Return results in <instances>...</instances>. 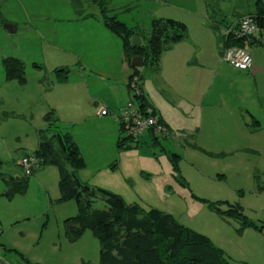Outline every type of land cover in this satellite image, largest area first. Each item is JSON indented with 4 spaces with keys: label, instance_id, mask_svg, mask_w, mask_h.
Masks as SVG:
<instances>
[{
    "label": "rangeland",
    "instance_id": "rangeland-1",
    "mask_svg": "<svg viewBox=\"0 0 264 264\" xmlns=\"http://www.w3.org/2000/svg\"><path fill=\"white\" fill-rule=\"evenodd\" d=\"M105 1L109 14L137 27L142 37L150 32L151 18L171 17L186 23L188 34L199 45L203 44L197 39L203 34L201 21L234 19V10H253L255 3V0ZM88 14L87 20L77 21ZM97 18L101 20L99 8L92 0H0V264H99V240L89 229L73 241L66 233L65 220L75 216L77 208L74 200L57 201L56 166L40 164L27 176L23 193L17 192L12 197L4 194V178L25 177L19 161L24 154L37 149L39 130L49 126L46 116L54 107L53 118L59 120L57 129L73 133L86 153L88 167L82 174L91 180L87 182L91 186L98 181L101 184L96 187L119 193L126 202H136L144 209L159 208L210 238L218 233L229 240V233L238 232L239 222L221 217L208 206L210 203L197 197L216 202L224 210L226 203L235 204L253 222L264 221V45L250 49L252 63L255 60L261 65L259 73L238 71L228 65L230 69H219L212 87L205 84L207 88L204 86L205 91H201L205 102L209 97L215 100L211 129H206V120L201 119L203 129L199 133L191 135L174 129L167 137L156 134L157 144L142 135L137 146L128 142L131 148L119 151L113 143L105 141L106 150L102 151L110 164L94 171L93 162L99 161L97 151L89 144L81 124L73 129L70 126L69 122L76 117L69 114L67 103L74 94L70 97L72 85L81 82V64L84 72L102 85L108 82L103 80L107 75L118 77L122 72L118 59L120 38ZM68 19L71 22L65 23ZM62 20L64 25H60ZM224 27L220 25L222 32ZM6 56L24 62L25 82L6 79L2 66ZM55 66L67 69L68 83L56 87L52 93V86L48 89L46 81L58 84ZM141 71L144 76L151 72L147 68ZM139 80L136 76L140 90ZM112 86L114 91L122 85L118 81ZM128 87L126 98L137 101ZM92 93L100 97L98 92ZM153 95L163 103L159 93ZM76 97L83 98L81 104H86L84 85L83 92L77 89ZM100 99L97 98L99 108L103 107ZM249 113L259 121V129L252 128L255 125H251ZM169 115L177 124L181 122L177 112ZM98 124L109 132V121L91 127ZM173 153L179 156L178 169L170 160ZM94 206L101 208L103 203L98 200ZM243 230L237 233L241 234L238 238L245 236Z\"/></svg>",
    "mask_w": 264,
    "mask_h": 264
},
{
    "label": "trees",
    "instance_id": "trees-1",
    "mask_svg": "<svg viewBox=\"0 0 264 264\" xmlns=\"http://www.w3.org/2000/svg\"><path fill=\"white\" fill-rule=\"evenodd\" d=\"M92 2L97 4L99 16L104 25L121 39L123 54L128 61L134 55H141L144 59V66L155 69L162 52L168 46L188 37V27L183 21L171 17L152 18L148 36L142 37L140 35L142 44L132 47L129 43V37L134 33H139L136 28H131L119 20L116 15L109 14L107 1L92 0ZM263 13L262 0H255L253 10H248L238 17L234 16L235 19L232 21H225L224 19L219 23L213 22L212 27L218 28L223 24L224 26L230 25L245 15H249L254 18L259 28V36L231 40L223 32L221 41H223L224 48L227 45L245 47L246 45L249 46L250 43L252 45H264ZM88 16L90 15L81 17ZM246 49L249 50V48ZM2 66L7 80L15 78L22 83L25 82L24 62L21 59L5 57L2 59ZM139 69L134 68L128 76L129 86V80L134 76L141 79L138 75ZM237 69L250 70V68ZM65 72L64 78L66 77ZM135 97L141 107L146 105L142 92L139 95L135 94ZM153 114L155 115L154 111ZM46 119L49 126L39 130V143L33 154L40 158V164L56 166L59 191L57 201L74 200L77 208L76 215L65 220L66 233L69 239L73 241L84 230L89 229L92 235L99 240V264H231L225 252L217 247L207 235L180 223L172 214L156 207L144 209L138 203H127L119 193L91 186L86 181L81 180L77 172L83 169L86 163L78 146L69 132L57 129L59 127L58 120L53 118L51 111L48 112ZM157 120L162 124L163 121L158 117ZM252 124L255 125L256 130L259 129L260 123L254 117ZM53 126L56 129H52ZM167 136L168 133L163 137ZM153 138L158 140L156 134ZM128 142H134L137 146L139 139L132 141L129 136L120 135L118 148H131ZM178 157L174 153L170 157L173 167L176 169H178ZM27 176L29 175L4 178L6 184L4 194L12 197L17 192L23 193L27 188ZM197 198L210 203L208 206L221 217H231L237 220L239 222L238 231L254 227L264 233V221L261 224L253 222L240 210L239 206L226 203L227 209L224 210L216 202ZM98 200L103 203V207L94 206Z\"/></svg>",
    "mask_w": 264,
    "mask_h": 264
},
{
    "label": "crops",
    "instance_id": "crops-1",
    "mask_svg": "<svg viewBox=\"0 0 264 264\" xmlns=\"http://www.w3.org/2000/svg\"><path fill=\"white\" fill-rule=\"evenodd\" d=\"M234 12L236 13H233V15L238 17V15L245 14L246 12H248V10L247 11L234 10ZM88 18L89 16L81 17L80 19H77V21H85ZM92 18L95 19V17L93 16ZM97 19L101 23H103L99 18ZM207 19L201 21L202 24L201 28H203L202 29L203 34L200 33L197 36V39H199L203 43L202 45H199L198 41L194 39V36L188 34L187 38L171 44L162 52L158 66L155 69L150 68L149 66L142 67L149 69V71L151 72L145 74L144 76L143 72L141 71L142 68L139 69L141 73L140 74L141 79L139 80L140 83L139 85H140V91L144 96L143 97L145 101L144 104L152 108V110L155 113V116L163 121L162 124L166 127L167 133L169 134H171V132L174 129L183 131L186 134H191V135L195 133H199L203 129L201 127L202 123H200L201 119L202 121L206 120V126H205L206 129H211L213 127L212 122L214 120V116L212 115L213 114L212 110H213V106L215 105V100H213L212 97H209V100L205 102V97L203 96L201 91L202 92L205 91L203 89L208 84L209 87H212L214 85L216 75H218V71L220 68L222 69L223 67H226L230 69L231 65L228 64L223 59L222 56L224 45H223V41H221L222 40L221 35H223V32L220 30L219 26L218 28H213L212 27L213 22H208ZM224 19L225 17L221 18V20L214 22L219 23ZM234 19H227V20L232 21ZM68 22L71 21H69V19L65 20V23ZM63 23L64 21L60 25H64ZM130 27L133 28L135 26H130ZM135 28L137 29V27ZM100 29H101V33L107 35L106 34L107 32L103 31L102 28ZM138 35L139 36L141 35L140 32L138 33ZM258 46L261 45L258 44L252 45L250 43L249 51L253 47H258ZM6 57H11V56H6ZM118 59L120 60V67L122 70L121 74H119L118 77L116 75H114V77L113 76L111 77V75H107L103 80L104 81L108 80V82L104 85L97 84L93 80V78H90L89 74L84 72L85 71L84 65L81 64L79 72L82 75L81 77L82 83L79 82L78 85H72L74 91L70 94V97L73 93L74 94L72 95L71 98H69V101L67 103L69 106L68 109L69 114L71 116L76 117L75 120L69 122L70 126L73 129L78 124H81L84 127L83 128L84 131H86V138L88 139L89 144L93 147L95 151H97L96 158H98L99 161L93 162L92 166L95 168L94 171H98L103 167L105 168V166H108L110 164L109 161H107L108 160L107 155L104 156L105 153L102 150H106L105 141L110 142V144L113 143L115 145V149L118 148V138L121 135V131H120V126L115 120V117L119 114L120 109L125 105V103L131 99L130 97L126 98V93L129 91L127 80H128V76L133 72L132 70L134 68L130 66V61L126 60L123 54L122 42H121V50H119L118 53ZM53 69L55 72H57L58 84L53 83L52 85L51 81H46L47 82L46 86L48 89H50L52 86V93L55 91L54 89L56 87L58 88L63 87L66 86L68 83L67 69L65 67L58 68V66H55ZM204 69L206 71L205 73L202 72V70ZM233 69L238 70L237 68L234 67ZM59 71L62 72V74L58 73ZM64 71H66L65 78L63 77ZM238 71H245V70H238ZM248 71L250 73L257 74L261 71V65H259L255 60H253L252 67ZM118 81L122 86L120 89L116 88L113 91L112 85ZM124 83L126 84L125 86L127 87V92L124 89L123 86ZM83 85L85 87L86 101H87L85 105H87V107L81 104L83 98L79 99L76 97L77 89H79L80 92H83ZM58 91L60 93H63L60 90ZM92 91L98 92L99 93L98 95L102 98L100 99V97H96V95H94ZM154 93H159L161 95L163 103H160L159 101L156 100V98L153 95ZM97 98L102 100L103 107L100 106L99 108L98 106L99 100H97ZM205 107H208L209 110L205 111ZM54 108L51 111L52 116L54 114ZM101 108H106L107 113L103 115H99L98 113L101 110ZM173 111L177 112L178 118L181 117V122L179 124H177L173 120L172 116L169 115V112L172 113ZM80 112H82L83 115H79ZM205 113H207L206 116ZM249 114L251 116V120H253L254 116L251 113ZM108 121L110 124L109 132L111 131L110 132L111 134H108L109 132H105L107 131V129H105L106 127H104L101 124H98L96 128L91 127V125L94 123L105 124L108 123ZM113 122L115 124V126H113L114 129L113 127L111 128ZM252 128L255 129V126ZM187 132H191V133H187ZM69 134L71 135L72 139L78 146L79 151L86 163L85 167L83 169H80L77 172V174L79 175V178L81 180L83 179V181L91 182L89 178L84 177L82 174V171L85 172L84 169L88 167L86 153L82 145L78 141V139L77 138L75 139V137H73L74 134L73 133L71 134L70 132ZM107 135H109L108 138ZM142 135L144 136L143 139L150 137V139L153 141L154 144L159 143L158 140H155L153 138L155 133L152 129L145 130L139 137L140 139ZM94 140L96 141L95 145L93 143ZM117 150L119 151L120 149L118 148ZM96 182H93L91 184L93 186H96L97 184H101L98 181ZM127 203H136V202L127 201ZM238 232L240 233V231ZM237 233L235 232L229 233L230 235L229 240L223 239V237H221L218 233L215 234L216 236L213 233V236H211L212 239L209 236L208 238L217 247L221 248L225 252V254L230 259L231 264H264V233L261 232L260 230H257L254 227L244 228V230L241 233H245L244 236L245 238L244 237L238 238V236H241V234H237Z\"/></svg>",
    "mask_w": 264,
    "mask_h": 264
},
{
    "label": "built area",
    "instance_id": "built-area-1",
    "mask_svg": "<svg viewBox=\"0 0 264 264\" xmlns=\"http://www.w3.org/2000/svg\"><path fill=\"white\" fill-rule=\"evenodd\" d=\"M223 32L231 40L246 39L247 37L257 36L259 28L253 17L245 15L236 23L226 25L223 28ZM223 59L235 68L248 69L252 67L251 53L243 46L227 45L223 50ZM129 83L134 94H141L137 87L136 77L132 78ZM106 113V108H101L98 114L103 115ZM115 120L120 126L121 133L129 136L133 141H137L141 134L149 129H152L155 134L160 136L167 134L165 126L158 122L152 108L147 105L141 107L135 100L127 101L120 109ZM40 161V158L32 153L22 156L19 164L22 166L24 175L32 174L39 167Z\"/></svg>",
    "mask_w": 264,
    "mask_h": 264
},
{
    "label": "water",
    "instance_id": "water-1",
    "mask_svg": "<svg viewBox=\"0 0 264 264\" xmlns=\"http://www.w3.org/2000/svg\"><path fill=\"white\" fill-rule=\"evenodd\" d=\"M5 26L8 28L10 25L8 23L5 24ZM129 43L132 47H136L142 44L141 37L138 34H132L129 37ZM130 66L132 68H142L144 66V59L141 55H134L130 59Z\"/></svg>",
    "mask_w": 264,
    "mask_h": 264
}]
</instances>
